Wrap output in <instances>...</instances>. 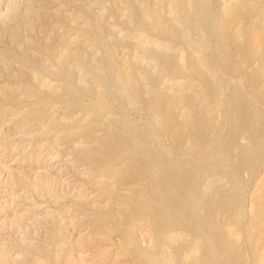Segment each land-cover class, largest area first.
I'll return each mask as SVG.
<instances>
[{
    "label": "rangeland",
    "instance_id": "374dc122",
    "mask_svg": "<svg viewBox=\"0 0 264 264\" xmlns=\"http://www.w3.org/2000/svg\"><path fill=\"white\" fill-rule=\"evenodd\" d=\"M169 193L183 196L161 215ZM145 253L264 264V0H0V264Z\"/></svg>",
    "mask_w": 264,
    "mask_h": 264
},
{
    "label": "bare ground",
    "instance_id": "6f19581e",
    "mask_svg": "<svg viewBox=\"0 0 264 264\" xmlns=\"http://www.w3.org/2000/svg\"><path fill=\"white\" fill-rule=\"evenodd\" d=\"M208 9H209V8H208ZM204 10H205V7H204ZM235 14H237V13H235ZM235 16H236V15H235ZM237 16H238V15H237ZM206 25H207V26H206L207 28H209V27L211 28V27H212V26H209V27H208V24H206ZM200 26H201V25H200ZM200 26H199V24H198V28H199V29H201ZM203 27H204V26H203ZM213 27H214V26H213ZM191 28H192V27H191ZM207 28H206L205 30H208ZM214 28H215V27H214ZM214 28H212V29H214ZM196 29H197V27H196ZM199 29H198V30H199ZM166 30L169 31V27H168V26H167V29H166ZM190 30H191V29H189V31H187V32H190ZM192 30H194V29H192ZM192 30H191V32H190L191 34H192ZM201 30H202V29H201ZM201 30H200V31H201ZM209 30H210V29H209ZM214 30H216V29H214ZM169 32H170V31H169ZM211 32H212V31H211ZM190 33H189V34H190ZM193 33H195V31H194ZM191 34H190V35H191ZM225 41H226V42H225ZM225 41H224L225 44H227V45H232V34H231V33H227V34L225 35ZM101 42H102V41H101ZM101 44H102V43H101ZM102 45H103V44H102ZM198 45H200V44H198ZM250 45L252 46L251 41H250ZM41 46H42V45H41ZM202 46H203V45H202ZM202 46H201V47H202ZM199 47H200V46H199ZM222 47H223V46H222ZM247 47H249V46H247ZM104 48H105V47H104ZM106 48H107V46H106ZM203 48H204V47H203ZM220 48H221V47H220ZM108 51H109V49H108ZM219 51H220V50H219ZM221 51H222V48H221ZM223 51L225 52V49H224ZM247 51H248V48H247ZM109 54H111V53L109 52ZM222 54H223V53H222ZM225 54H226V53H225ZM111 55H112V54H111ZM230 55H231V54H230ZM47 56H48V55H47ZM222 56H223V55H222ZM227 56H228V55H227ZM246 56H247V52H246V54H245V57H246ZM111 57H113V56H111ZM113 58H114V57H113ZM223 58H225V56H224ZM227 58L230 60L229 57H227ZM111 59H112V58H111ZM112 60H113V59H112ZM112 62H113V61H112ZM112 67H114V66H112ZM125 76H126V74H125ZM127 76H128V75H127ZM128 77H129V76H128ZM125 78H126V77H125ZM122 79L124 80V77H123ZM126 81H127V80H126ZM226 82H227V81H226ZM247 82H250V81H247ZM73 83H74V82H73ZM226 84H227V83H226ZM70 85H71V84H70ZM70 85H69V86H70ZM73 85H74V84H73ZM127 85L130 86V84H127ZM229 85H230V84H229ZM229 85H228V86H229ZM249 85H250V86H249ZM249 85H247V86L250 87V88L247 87V91H248V89H250V92H249V93H250L251 95H253V94L256 92V90H257V83H256V81H252V83H250ZM74 86H75V85H74ZM119 86H120V85H119ZM123 86H124V85H123ZM75 87H76V86H75ZM124 87H125V86H124ZM231 87L235 88L234 85H233V86L231 85ZM69 88H70V90H71V87H69ZM117 88H118V87H117ZM126 88H129V87L127 86ZM233 88H232V89H233ZM121 89H123V88H121ZM121 89H120V90H121ZM230 89H231V88H230ZM125 91H126V90H125ZM227 91L229 92V90H227ZM117 92H118V91H117ZM119 92H123V91H119ZM234 92H236V91H234ZM245 92H246V91H245ZM236 93H237V92H236ZM236 93H235V96H238V97L241 96V95H240L241 92L237 93V94H239V95H237ZM242 93H243V92H242ZM152 94H153V93H152ZM158 94H159V93H158ZM129 95H130V93H129ZM159 95H160V94H159ZM184 95H185V94H184ZM184 95H183V96H184ZM247 95H248V94H247ZM68 96H69V95H68ZM125 96H126V95H125ZM183 96H182V97H183ZM190 96L193 97L192 95H190ZM190 96H188V97H190ZM244 96L246 97V95H244ZM254 96H256V94H255ZM78 97H80V96H78ZM158 97H159V96H158ZM175 97H176V96H175ZM182 97L179 98V99H182ZM194 97H195V96H194ZM238 97H237V98H238ZM249 97H250V96H249ZM186 98H187V96H186ZM198 98H199V97H198ZM198 98H197V99H198ZM202 98H203V97H202ZM239 98H240V97H239ZM247 98H248V97H247ZM247 98H246V100H247ZM156 99H157V98H156ZM171 99L173 100V99H175V98H171ZM177 99H178V98H177ZM177 99H175V100H177ZM183 99L185 100V97H183ZM183 99H182V103H185V104H186V102H187V104H188V103H189V104H190V103H194V102H196V100H197V99H195V101H194V100L191 99V98H190V99L187 98V99L185 100L186 102H183ZM200 99H201V98H200ZM200 99H199V100H200ZM242 99H243V98H242ZM248 99H249V98H248ZM250 99H251V98H250ZM250 99H249V100H250ZM253 99H254V97H253ZM191 100H193L194 102H192ZM244 100H245V99H244ZM249 100L243 102L242 104L240 103L241 105H238V104H239V102H238V103L236 104V106L238 105L239 107H238V106H237L236 108L233 107V109H232V110H233V113H234L235 111L238 110L237 113H238L239 111H241V112H242V111H243V112L246 111L245 113L247 114V112H248V111H247V108H248L249 106H251V104L248 105V103H246V102H249ZM241 101H243V100H241ZM251 101H252V100H250V102H251ZM172 102H173V101H172ZM175 102H176V101H175ZM179 102L181 103V100H179ZM154 103H155V102H154ZM159 103H160V102H159ZM202 103H203V102H202ZM160 104H161V103H160ZM172 104H173V103H172ZM175 104H176V103H175ZM177 104H178V103H177ZM187 104H186V105H187ZM228 104H229V103H228ZM247 105H248V107H247ZM189 106L191 107V104H190ZM234 106H235V105H234ZM162 108H164V107L161 106L160 109H162ZM248 110L250 111V108H249ZM162 111H163V110H162ZM96 112H97V111H96ZM163 112L165 113V112H167V111H163ZM163 112H162V114H163ZM227 112H229V110H228ZM243 112H242V113H243ZM255 112H257V110H256ZM97 113H98V112H97ZM159 113H160V112H159ZM235 113H236V112H235ZM239 113H240V112H239ZM251 113H253V112L251 111ZM258 113H259V110H258ZM231 114H232V112H231V113L229 112V115H231ZM240 114H241V113H240ZM248 114H250V113H248ZM255 114H256V113H255ZM255 114H254V115H255ZM243 115H244V113H243ZM187 116H188V114H187ZM187 116L185 117V119H187ZM226 116H227V113H226ZM233 116H234V114H232V117H233ZM252 116H253V115H252ZM252 116H251V117H252ZM230 117H231V116H230ZM232 117H231V118H232ZM247 117H249V115H248ZM251 117H249V118H251ZM225 118L229 119L228 116L225 117ZM231 118H230V119H231ZM230 119H229V120H230ZM224 120H225V119H224ZM222 122H223V121H222ZM180 123H181V122H180ZM228 123H229V122H228ZM125 124H126V123H125ZM178 124H179V123H178ZM201 127H202V126H201ZM203 127H204V126H203ZM169 128H171V127L169 126ZM143 129H144V128H143ZM144 130H146V129H144ZM168 130L170 131V129H168ZM164 131H165V130H164ZM141 132H142V131H141ZM144 132H145V131H144ZM147 132L149 133V131L146 130V133H147ZM165 132H166V131H165ZM199 132H200V134H201V133H202V130L199 131ZM255 132H256V131H255ZM146 133H145V136H146ZM148 133H147V134H148ZM143 134H144V133H143ZM143 134H141V135H143ZM150 134H151V133H150ZM148 135H149V134H148ZM148 135H147V136H148ZM204 135H205V134H204ZM72 136H73V135H72ZM200 136L202 137V134H201ZM117 137H118V135H117ZM117 137H116V138H117ZM146 138H147V137H146ZM148 138H151V136L149 135ZM88 139H89V138H88ZM118 139H119V137H118ZM139 139H140V138H139ZM203 139H204V137H203ZM220 139H221V137H220ZM227 139H228V138H227ZM119 140H120V139H119ZM149 140L152 141V139H149ZM199 140H200V137H199ZM201 140H202V139H201ZM204 140H205V139H204ZM223 140H224V139H222L221 142H223ZM68 142H70V140H69ZM72 142H74V141H72ZM130 142H131V141H130ZM145 142H147V141H145ZM145 142H144V144H145ZM224 142H226V140H224ZM228 142H229V141H228ZM154 143H155V142H153L151 145H153ZM206 143H207V142H206ZM226 143H227V142H226ZM226 143H225L224 145H227ZM69 144H70V143H69ZM69 144H68V145H69ZM125 144H126V142H125ZM202 144H203V143H201V145H202ZM204 144H205V142H204ZM222 144H223V143H222ZM70 145H71V144H70ZM112 145H113V148H112V151H110V154H111V152H113L115 155H118V156L124 157V153H125V152H123V147L121 146L122 144H121V143H118L117 140H114V142L112 143ZM140 145H141V143H140ZM146 145H148V144H146ZM128 146H129V145H128ZM141 146H142V145H141ZM144 146H145V145H144ZM144 146H142V147H144ZM203 146H205V145H203ZM149 147H150V146H149ZM227 147H228V146H226V148H227ZM136 148H138V147H136ZM138 149H142V148H138ZM96 150H98V149H96ZM96 150H95V151H96ZM109 150H110V149H109ZM126 150H127V149H126ZM144 150H146V149H144ZM130 151H131V150H130ZM142 151H143V150H142ZM152 151H153V150H152ZM155 151H157V150H155ZM150 152H151V151H150ZM113 153H112V154H113ZM126 153H127V152H126ZM151 155L154 156L153 154H151ZM155 155H156V154H155ZM129 156H130V155H129ZM152 156H151V157H152ZM159 156H160V155H159ZM151 157H150V158H151ZM160 157H161V156H160ZM110 158H111V157H110ZM147 158H149V156H148ZM161 158H162V157H161ZM168 158H169V157H168ZM151 159H152V158H151ZM165 159H167V158H165ZM207 159H208V158H207ZM247 159H248V158H247ZM250 159H251V158H250ZM124 160H125V159H124ZM154 160H155V158H154ZM159 160H160V159H159ZM167 160H168V159H167ZM200 160L202 161L203 159H200ZM245 160H246V159H245ZM125 161H126V160H125ZM127 161H128V160H127ZM127 161H126V162H127ZM129 161H130V159H129ZM147 161H148V159H146V160L144 161V163L147 162ZM208 161H209V160H208ZM208 161H206V162H208ZM211 161H212V160H211ZM142 162H143V161H142ZM160 162H161V161H160ZM165 162H166V160H165ZM252 162H255V161H252ZM144 163H143L142 165H144ZM155 163H157V162H155ZM169 163H171V162L168 161V164H169ZM249 163H250V162H249ZM127 164H128V163H127ZM147 164H148V163H147ZM219 164H220V163H219ZM251 164H252V163H251ZM145 165H146V164H145ZM162 165H164V164H162ZM165 165H166V164H165ZM217 165H218V164H217ZM118 166H119V165H118ZM167 166H168V165H167ZM123 167H126V165H125V166L123 165ZM131 167H132V166H131ZM131 167H130V168H131ZM136 167H137V166H136ZM106 168H107V167H106ZM156 168H157V167H156ZM97 169H98V168H97ZM134 169H135V168H134ZM140 169H141V168H140ZM119 171H120V168H119ZM187 171H188V170H187ZM104 172H105V171H104ZM191 172H192V171H191ZM191 172H189V173H191ZM97 173H98V170H97ZM116 173H117V172H116ZM131 173H132V172H131ZM137 173H138V172H137ZM183 173H184V175H185V172H183ZM186 173H187V172H186ZM193 173H194V172H193ZM193 173H192V174H193ZM100 175H101V174H100ZM120 175H121V174H120ZM182 175H183V174H182ZM186 175H187V174H186ZM198 175H199V174H198ZM201 175H202V174H201ZM201 175H199V176H201ZM188 176H191V174L188 175ZM202 176H203V175H202ZM202 176H201V178L199 177L200 180L203 179ZM93 177H94V176H93ZM100 177H101V176H100ZM180 177H181V176H180ZM193 177H196V175L193 174ZM189 178H190V177H189ZM189 178H188L187 176H185L183 179L181 178V180H182L181 183H182L186 188L189 187V190H190V187L195 186L194 184H193V186H192V182H193V181L198 180V184H200V183L202 182V181L200 182L198 176L196 177V178H198V179L195 178V180H193L194 178H192V176H191L192 180H190L191 178H190V179H189ZM97 179H98V177H97ZM167 179H168V178H167ZM178 179H179V178H178ZM178 179H177V180H178ZM94 180H95V179H94ZM165 180H166V179H165ZM92 181H93V180H92ZM179 181H180V180H179ZM173 182H175V181H173ZM176 183H177V181H176ZM178 183H180V182H178ZM195 183H196V182H195ZM168 184H169V183H168ZM182 184H179V185H182ZM196 185H197V184H196ZM162 186H163V185H162ZM163 187H164V186H163ZM167 187H168V186H167ZM167 187H166V188H167ZM170 187H171V186H170ZM172 187L174 188V186H172ZM176 187H177V186H176ZM195 187H196V186H195ZM180 188H181V187H180ZM196 188H197V187H196ZM167 189H168V188H167ZM181 189H182V188H181ZM193 189H194V188H193ZM199 189H200V188H199ZM184 190H185V189H184ZM194 190H195V189H194ZM194 190H193V191H194ZM168 191L170 192V191H173V190H172V189H171V190L169 189ZM186 191H187V189H186ZM164 192H165V191H164ZM199 192H201V191H199ZM180 193H183V191L180 192ZM184 193H185V192H184ZM189 193H191V192L189 191ZM195 193H196V192H195ZM195 193H193V194L195 195ZM170 194H171V193H169L168 195H167V194H166V195H165V194H160V196H159V198H158V199H159V202L162 203V204H161V205H162L161 210L159 211L161 215L166 214L167 211H169V210L171 209V206L173 205V204H171V202L174 201L175 199L173 200V199H172L173 196H172V195H171L172 197L169 196ZM176 194H177V192H176ZM176 194H175V195H176ZM178 194H179V191H178ZM193 194H192V195H193ZM196 194H197V193H196ZM201 194H203V193H201ZM201 194H200V195H201ZM190 195H191V194H190ZM194 195H193V196H194ZM177 196H178V195H177ZM181 196H183V194H182ZM181 196H180V197H181ZM185 196H186V195H185ZM185 196H184V197H185ZM196 196H197V195H196ZM201 196H203V195H201ZM174 197H175V196H174ZM174 197H173V198H174ZM178 197H179V196H178ZM180 197H179V198H180ZM184 197H182V199H183ZM176 198H177V197H176ZM179 198L177 199V202H178V200H180ZM186 198H187V197H185V199H186ZM192 198H193V197H192ZM194 198H195V196H194ZM194 198H193V199H194ZM189 199H190V198H189ZM199 199H200V198H198L197 200H199ZM185 201H186V200H185ZM192 201H193V200H192ZM204 201H205V200H204ZM209 201H210V200H209ZM157 202H158V201H157ZM177 202L174 201V203L178 204ZM225 202H226V201H225ZM225 202H224L223 204L220 203V204H222V205H221V208H222V206H223L224 209L226 208L227 204H225ZM180 203H181V202H180ZM182 203H183V202H182ZM190 203H191V202L189 201V204H190ZM200 203H202V202H200ZM206 203H207V202H206ZM198 204H199V203H198ZM203 204H204V203H203ZM127 205H128V204H127ZM199 205H200V204H199ZM201 205H202V204H201ZM218 205H219V204H218ZM131 206H132V205H131ZM174 206H175V204H174ZM188 206L190 207V205H188ZM192 206H193V205H192ZM195 206H196V204H195ZM129 207H130V206H129ZM177 207H178V206H176V208H177ZM156 208H157V207H156ZM218 208H219V207H218ZM221 208H220V209H221ZM173 209L175 210V213H176V209H175V208H173ZM174 210H173V211H174ZM177 210H178V209H177ZM180 211H181V210H180ZM180 211H179V212H180ZM192 211H193V210H192ZM181 212H182L183 214H181V216L179 217V220H178V222H176V224L183 225V226L186 227L188 230H190V232H191V230H192V232H193V230H195V229H196V226H197V224L195 223V221H193V220L191 219L192 217H193V219H194V216L191 217V215L193 214V212H192L191 215L188 214V213H186V212L184 213L183 211H181ZM176 215H177V214H176ZM194 215H195V214H194ZM206 216H207V215H206ZM190 217H191V218H190ZM195 217H197V216H195ZM198 217H199V216H198ZM210 217H211V216H210ZM199 218H200V217H199ZM206 218H208V217H206ZM195 219H197V218H195ZM208 219H209V218H208ZM205 220H207V219H205ZM205 220H204V221H205ZM198 221H200V219H199ZM207 221H208V220H207ZM209 221H210V220H209ZM196 222H197V221H196ZM162 223H163V222H162ZM198 223H200V222H198ZM203 223H205V222H203V219H202V224H203ZM209 223H211V221H210ZM158 224H159V223H158ZM195 224H196V226H194V227H195V228H194L193 225H195ZM163 225H164V224H162L161 226H163ZM205 225H206V223H205ZM207 226H208V225H207ZM159 227H160V226H159ZM166 227H167V225H166ZM204 227H205V226H204ZM171 228H172V227H171ZM208 228H209V227H208ZM163 229H164V228H163ZM206 229H207V228H206ZM210 229H211V228H210ZM161 230H162V229H161ZM177 230H178V229H177ZM208 230H209V229H208ZM208 230H207V231H208ZM201 231H203V230L201 229ZM207 231H206V232H207ZM162 232H165V230H164V231L162 230ZM183 232H184V231H183ZM198 232H199V231H198ZM210 233H211V232H210ZM207 239H208V238H207ZM210 239H211V238H210ZM130 240H131V239H130ZM130 240H129V241H130ZM209 241H210V240H209ZM209 241H208V242H209ZM206 243H207V242H206ZM210 243H211V242H210ZM129 244H130V243H129ZM207 244H208V243H207ZM209 245H210V244H209ZM210 247H211V246H210ZM205 248H206V247H205ZM208 249H209V248H208ZM209 250H210V249H209ZM204 251H205V249H204ZM206 251H208V250L206 249ZM206 251H205V253H206ZM212 251H213V250H212ZM212 251H211V253H212ZM156 252H157V251H156ZM143 253H144V252H143ZM229 253H230L229 250H228V251H225V252L222 251V252L220 253L219 257H218V255H215L216 257H215V256H213V257H215V259L218 257L219 259L227 260V259H225V258H227V256H229V255H228ZM137 254H138V253H137ZM156 254H157V253H156ZM213 254H215V251L213 252ZM217 254H218V253H217ZM145 255H149V254H148V253H147V254L145 253ZM154 255H155V253H154ZM154 255L151 254V255H149V257L147 256V258L150 260L151 264H157V260L155 259V256H154ZM202 255H204V252H203ZM205 255H206V254H205ZM207 255L210 256V254H208V252H207ZM156 256H158V255H156ZM209 256H204V257L206 258V257H209ZM211 256H212V254H211ZM230 256H231V255H230ZM230 256H229V257H230ZM200 257H201V256H200ZM213 257H209V258L212 259ZM201 258H202V257H201ZM218 258H217V259H218ZM217 259H216V260H217ZM219 259H218V261H219ZM201 260H203V259H201ZM212 260H213V259H212ZM216 260H215V261H216ZM204 261H205V264L208 263V262L206 263V260H204ZM220 261H221V260H220ZM220 261H219V262H220ZM201 262H203V261H201ZM213 263L216 264V262H213ZM213 263H212V264H213ZM220 263H222V262H220ZM217 264H218V262H217Z\"/></svg>",
    "mask_w": 264,
    "mask_h": 264
}]
</instances>
